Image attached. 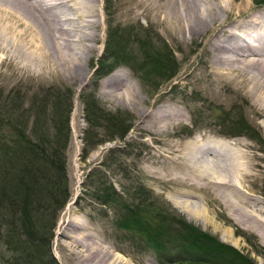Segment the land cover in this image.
Returning a JSON list of instances; mask_svg holds the SVG:
<instances>
[{"label": "rangeland", "instance_id": "obj_1", "mask_svg": "<svg viewBox=\"0 0 264 264\" xmlns=\"http://www.w3.org/2000/svg\"><path fill=\"white\" fill-rule=\"evenodd\" d=\"M254 1H247L246 13L264 8V2ZM242 2L233 1L238 6ZM67 5L62 2L60 6ZM152 5L144 3L149 8L145 10L136 0H97L91 20L98 27L91 40L84 28L87 19L66 14L72 17L64 23L74 29L72 38L82 70L78 75L63 64L26 61L15 58L13 51L10 61L0 53V151L5 143L16 156L25 141L31 140L30 128L38 113L34 107L46 97L51 99L50 92L67 96L69 130L63 154L68 198L58 212L49 243L57 264L91 263L95 256L77 252L92 242L119 253L125 260L121 264H186L196 257L210 264L215 244L250 264H264L260 234L235 222L237 215L222 198L206 191L200 196L191 194L198 198L189 197L185 185L188 177H201L200 169L197 172L188 165L189 147L196 148L202 138L210 136L235 154L237 147L238 154L244 149L250 155L247 161L252 167L238 186L256 203L246 206L248 211L260 206L264 200V118L257 111L262 106L255 97L234 92L237 83L216 84L207 76L203 43L211 31L193 40L168 32L153 18ZM81 6L80 2L76 5ZM88 46L90 50L85 51ZM86 101L95 105L98 115L92 123L83 116ZM176 107L184 113L178 123L164 130L148 126L156 108ZM124 123L128 129L118 138L116 132ZM48 126L52 136L55 130ZM5 157L9 160L7 151ZM108 193L114 198L103 203L100 197ZM192 201L202 205L207 221L189 218L187 203ZM77 223L83 228L80 234L87 235L79 242L71 237L80 232ZM225 255L234 258L232 253Z\"/></svg>", "mask_w": 264, "mask_h": 264}, {"label": "bare ground", "instance_id": "obj_2", "mask_svg": "<svg viewBox=\"0 0 264 264\" xmlns=\"http://www.w3.org/2000/svg\"><path fill=\"white\" fill-rule=\"evenodd\" d=\"M96 1L0 0V53H3L5 59L10 61H12L11 52L13 51L15 58H25L26 61L63 64L74 75L80 74L82 70L78 64L80 63L79 53L76 51L75 41L72 38L74 29L64 23L71 22L72 17H65V15L76 13L77 16L86 18L88 24L84 28L89 30L88 33L86 32L89 34L87 39L91 40L95 36L93 31L98 27V22L91 20L96 15ZM136 1L145 10H149L148 5L151 1L154 4L151 9L155 12L153 18L156 19L158 25L160 22L163 23L164 29L168 32L172 31L181 37L193 40L211 31L203 43L208 54L207 76H211L210 78H213L216 84L237 83L239 87L234 88L233 91L255 97L262 106L261 111L257 113L264 118V8L248 10L249 13H246L248 0H243L245 3L242 2L239 6L233 3L234 0ZM62 2L68 3L67 7L60 6ZM79 2L82 4L80 8L76 7ZM144 3L148 7L144 6ZM60 7L65 10H61ZM90 48L88 46L84 50L89 51ZM15 53H18L17 56ZM176 109L177 107L168 111H165V108L154 109L152 120L150 119L151 122L147 123L148 126L157 127L156 130H164L167 126L175 125L180 121L183 113L177 112ZM201 140L196 148L190 146L188 149V159L191 160L188 161V165L197 172H199L197 169H200L201 177L198 180L191 177L186 179L185 185L190 189V195H187L196 198L198 194L200 196V193L203 194L206 191L222 198L229 203L228 207L237 215L238 219L235 222L243 227L256 230L261 236V242H264V220L260 218L264 217V200L259 203L258 208L253 209L255 213L248 211L246 206L254 207L256 203L247 197L244 193L246 191L238 186L252 167V164L247 161L250 155L247 157L248 153L244 154V149L238 154L240 148L237 147L236 154L230 148L221 147V141L219 142L217 138L208 136ZM194 192L198 194L192 196ZM198 203L193 201L187 203L189 218H201L207 221V213L200 203V208L196 206ZM76 225L80 232L71 237L75 242H79L87 235H81L83 228L79 223ZM227 234L226 232L225 236ZM77 253L79 256L85 257L86 255L88 258L95 256L89 264L125 262L124 257L119 253H112L105 248L101 249L100 245L94 242L87 246L84 245ZM110 256L113 259L108 261Z\"/></svg>", "mask_w": 264, "mask_h": 264}, {"label": "trees", "instance_id": "obj_3", "mask_svg": "<svg viewBox=\"0 0 264 264\" xmlns=\"http://www.w3.org/2000/svg\"><path fill=\"white\" fill-rule=\"evenodd\" d=\"M54 93H49L51 99L46 97L34 107L38 113L30 128L31 140L16 150V156L14 148L6 147L5 143L0 151V156L3 155L0 159V264L5 261L8 264H57L50 254L49 243L58 212L68 198L63 151L69 130L70 105L67 96L60 98L59 91ZM95 110L91 101L84 102L83 116L87 122L92 123L97 118ZM48 123L55 130L52 136ZM128 126L122 124L115 136L122 138ZM6 151L9 160L5 157ZM110 193L100 197L103 203L113 200ZM188 226L189 230H194ZM192 240L189 236V241ZM205 244L208 246L209 241ZM215 246L216 250L210 251V264H250L236 252ZM230 252L234 258H226L225 253L231 256ZM196 258L186 264H207Z\"/></svg>", "mask_w": 264, "mask_h": 264}]
</instances>
